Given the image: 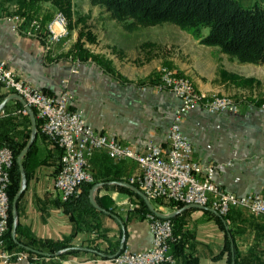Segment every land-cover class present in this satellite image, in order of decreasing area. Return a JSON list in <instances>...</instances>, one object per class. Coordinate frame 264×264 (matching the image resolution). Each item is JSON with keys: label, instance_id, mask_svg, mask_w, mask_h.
<instances>
[{"label": "crops", "instance_id": "obj_1", "mask_svg": "<svg viewBox=\"0 0 264 264\" xmlns=\"http://www.w3.org/2000/svg\"><path fill=\"white\" fill-rule=\"evenodd\" d=\"M163 29L184 33L176 26ZM190 43L207 56L209 63L216 58L228 59L217 48L200 45L192 37ZM0 60L20 79L48 95L71 94V108L80 112L88 125L101 133L115 135L120 143L139 151L149 145L167 147L181 101L171 93L155 90L151 78L157 61L146 58L135 67L114 63L110 68L90 62L75 65L64 58L52 62L39 40L13 31L6 22H0ZM195 86L206 94L218 93L215 86L201 80H195ZM18 96L0 85V106L3 103L0 133L17 143L28 144L33 123L29 110L28 115L20 112L26 104ZM181 127L193 146L194 158L216 166L215 182L223 190L238 196L264 197V111L251 105L241 107L235 114H211L197 108L185 115ZM35 141L37 166L20 193L17 221L41 240L61 241L72 234L74 225L58 204L61 195L54 184L60 164L58 149L38 132ZM89 170L95 181L103 184L96 197L107 196L112 201V211L98 205L100 212L88 219L90 227L72 241L78 254L59 257L66 251L62 250L54 257L44 256L40 263L115 264L111 257L124 249L141 252L151 247L149 223L146 218L137 217L130 205L136 197L117 188L121 183L130 184V179L139 172L138 165L130 160L114 161L106 151L97 150L89 159ZM154 209L165 215L177 211L166 206ZM213 212L192 208L178 213L188 242L186 250L198 258L199 264H229L228 253L224 251L226 240L230 241L232 252L234 245L237 247L242 258L240 264H264V216H255L244 209H234L225 218ZM175 260L176 264L180 262L178 258Z\"/></svg>", "mask_w": 264, "mask_h": 264}, {"label": "built area", "instance_id": "obj_2", "mask_svg": "<svg viewBox=\"0 0 264 264\" xmlns=\"http://www.w3.org/2000/svg\"><path fill=\"white\" fill-rule=\"evenodd\" d=\"M1 21L10 23L14 31L26 37L42 41L48 56L55 52L50 49L51 38L63 37L64 40L68 34L60 31V17L55 15L46 23L14 14L0 15ZM0 85L25 100L26 107L21 113L28 115L29 108L35 110L40 132L61 151V168L54 184L63 201L78 195L83 184L94 181L89 159L95 151L104 150L114 161L130 160L138 165L139 172L130 181L149 200L164 199L178 205L207 207L220 216H227L239 208L264 215V197L258 194L238 196L223 190L215 182L216 166L196 160L193 146L182 132L181 124L188 112L203 108L211 114H235L241 109L235 100L222 102L216 101V95L199 94L193 84L164 69L154 88L157 92L173 94L181 101V107L176 111L170 127L167 147L149 145L139 151L120 143L115 135L101 133L88 125L80 112L72 110L73 96L69 93L48 95L20 79L2 60ZM260 109L264 111V104ZM13 164V152L7 147H0V264H35L36 257L31 258L22 251H9L5 247L4 237L10 218L8 189ZM146 220L152 234L151 247L141 252L124 249L112 257L115 264H176L170 248L175 241L172 222L152 213L146 216Z\"/></svg>", "mask_w": 264, "mask_h": 264}, {"label": "trees", "instance_id": "obj_3", "mask_svg": "<svg viewBox=\"0 0 264 264\" xmlns=\"http://www.w3.org/2000/svg\"><path fill=\"white\" fill-rule=\"evenodd\" d=\"M53 1L60 8L69 5L68 0H28L21 1L22 6L33 7L41 2ZM241 0H90L92 6L100 7L109 17L122 25L125 29L132 31L140 27H154L163 24H171L180 30L189 33L200 44L218 48L220 53L236 59L240 63L254 65H264V6L253 5L249 9L244 8ZM29 18L26 13H21ZM204 30H208L204 35ZM76 51L81 58L89 55L79 45ZM97 60L98 58L92 56ZM98 61V60H97ZM35 112V110H34ZM36 115V112H35ZM36 126L38 135L40 132V122L36 115ZM44 137V136H43ZM27 145V141L17 143L12 137L0 133V147H7L13 152L14 164L10 170V185L8 195L10 200V218L8 231L4 237L5 247L9 251L26 252L29 257L35 258V264H42L40 261L44 256L54 257L59 251L66 250L59 257L65 255H76L78 251L72 245L73 239L84 228H89L88 219L98 214L90 201V190L97 181L82 185V192L70 199L58 203L63 211L69 215L74 227L70 236L61 241L41 240L35 237L28 230L23 229L18 222L16 225V240L14 241L12 231L14 229L13 202L21 188V172L17 163L18 156ZM36 141L23 158L26 178L37 166L35 160ZM57 157L60 160L61 151L58 149ZM39 163L42 162L38 159ZM61 165L59 164V170ZM120 192L139 199L138 207L134 209L137 217L145 219L151 213L146 202L132 190L119 186ZM97 204L106 211H112V201L103 196L96 197ZM171 208L181 209L182 205H177L172 201L157 203ZM18 205V201H17ZM173 223V233L175 241L170 244L171 253L175 258L180 259L177 264H199L198 258L194 257L186 250L187 240L182 233V220L180 215L170 218ZM92 228V226H91ZM226 250L228 262L240 264L241 255L234 245L232 252L231 243L226 240ZM223 254V253H222ZM220 254L218 257H220ZM108 258V256H104Z\"/></svg>", "mask_w": 264, "mask_h": 264}, {"label": "rangeland", "instance_id": "obj_4", "mask_svg": "<svg viewBox=\"0 0 264 264\" xmlns=\"http://www.w3.org/2000/svg\"><path fill=\"white\" fill-rule=\"evenodd\" d=\"M21 1L24 0H0V15L14 14L23 16L21 13H26L29 18H37L43 23L49 21L57 13H61L66 17L68 25V34L66 38L60 43V45L58 44L55 47L50 45V49L55 51L51 56L46 54L44 48L46 57H49L52 62L64 58L72 61L75 65L90 62L109 68L114 63L119 66L135 67V65H137L136 63L142 61L145 62L146 58H150L155 62L157 61V66L151 78L154 87L158 84L163 70L166 69L174 72L176 76L188 80V82L193 84V87L197 90L198 88L195 86V80H201L218 89V93L213 94H206L198 90L199 94L227 97L231 100L237 101L241 107L251 105L259 110H261L260 106L264 104V65L240 63L229 56L227 57L228 59L224 61L216 58L209 63L207 56L205 57V54L191 45L190 38L192 36L189 33H186L185 31L183 33L177 29H174L173 32H168L166 29H163L164 27L174 25L163 24L157 27H140L137 30L129 31L116 21L112 20L108 13L103 9L92 6L90 0H68L69 5L64 6L63 8L55 5L53 1L41 2L33 7L27 5L22 6L20 3ZM241 1L242 6L247 9L256 4L264 6V0ZM8 24L11 26L10 23ZM160 26L164 27L162 28ZM207 33L208 30H204V35H207ZM187 34L191 37L189 38ZM40 42L44 47V43L42 41ZM78 45L86 51L89 57L84 59L79 57L76 51ZM92 56L97 57L98 61L96 59L94 60ZM73 70L75 71V69ZM130 184L139 189V187L136 184H132L131 181ZM81 192L82 190L80 193ZM149 201L155 208L166 206L159 202L157 203V201L168 202V200L164 199ZM138 204L140 203L137 197L136 201L134 199L130 203L134 209L138 207ZM182 206L185 207L184 205ZM169 208L178 211V209ZM204 208L211 209L207 207ZM217 215L221 218L228 216H220L218 213ZM155 216L158 217L157 215ZM204 216L210 217L207 214H204Z\"/></svg>", "mask_w": 264, "mask_h": 264}, {"label": "water", "instance_id": "obj_5", "mask_svg": "<svg viewBox=\"0 0 264 264\" xmlns=\"http://www.w3.org/2000/svg\"><path fill=\"white\" fill-rule=\"evenodd\" d=\"M20 100H23L22 97L18 96ZM3 107V103L2 105L0 106V110L1 108ZM29 114H30V117L32 119V123H33V127H32V136H31V139L29 141V143L27 144V146L22 150V152L20 153V155L18 156V159H17V163L19 165V168H20V172H21V189L19 191V193L17 194L14 202H13V211H12V214H13V219H14V229L12 231V236L14 238V241L17 243V240H16V233H15V230H16V225L18 223L17 221V218H18V213H17V201L19 199V196H20V193L22 192L24 186H25V183H26V173H25V168H24V165L22 163L23 161V158L25 157V155L27 154V152L29 151L30 147L32 146V144L34 143V140L36 138V134H37V129H36V120H35V115H34V112L33 110L29 109ZM103 184L102 183H98L96 185H94L92 187V189L90 190V201L92 203V205L96 208V209H100V207L98 206V204L96 203V200H95V195H96V192L98 191V189L102 186ZM119 185H122L124 186L125 188H128L130 190H132L133 192H135L137 195H139L141 198H143V200L146 202V204L148 205L149 209L151 210L152 213H154L155 215H157L158 217L160 218H163V219H170L174 216H176L178 213H180L182 210H186V209H192V208H199V209H206L204 207H200V206H194V205H189V206H185L182 210H178V211H175V212H172L170 214H161L159 212H157L154 207L152 206L151 202L148 200V198L136 187L132 186L131 184H128V183H124V184H119ZM210 211V210H209ZM213 212V210H212ZM215 215H217L216 212H213ZM61 253V252H59ZM59 253L57 255H59Z\"/></svg>", "mask_w": 264, "mask_h": 264}, {"label": "bare ground", "instance_id": "obj_6", "mask_svg": "<svg viewBox=\"0 0 264 264\" xmlns=\"http://www.w3.org/2000/svg\"><path fill=\"white\" fill-rule=\"evenodd\" d=\"M55 16L60 17V31L62 32H67V19L66 17L61 14V13H57ZM63 41V37H52L50 40V45L52 47L57 46L58 44L60 45V43ZM185 82H188V80L184 79ZM188 84H190L188 82ZM216 101H222V102H230L233 101L227 97H223V96H216Z\"/></svg>", "mask_w": 264, "mask_h": 264}]
</instances>
